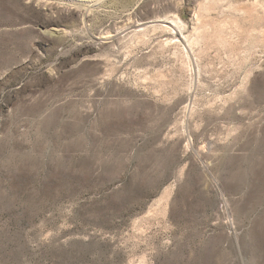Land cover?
Masks as SVG:
<instances>
[{"label": "rangeland", "instance_id": "374dc122", "mask_svg": "<svg viewBox=\"0 0 264 264\" xmlns=\"http://www.w3.org/2000/svg\"><path fill=\"white\" fill-rule=\"evenodd\" d=\"M0 264H264V0H0Z\"/></svg>", "mask_w": 264, "mask_h": 264}, {"label": "bare ground", "instance_id": "6f19581e", "mask_svg": "<svg viewBox=\"0 0 264 264\" xmlns=\"http://www.w3.org/2000/svg\"><path fill=\"white\" fill-rule=\"evenodd\" d=\"M174 23H175V24H178L177 21H174ZM178 26H180V25H178ZM181 26H182V25H181Z\"/></svg>", "mask_w": 264, "mask_h": 264}]
</instances>
